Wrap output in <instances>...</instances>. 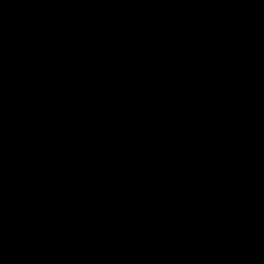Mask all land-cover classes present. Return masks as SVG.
<instances>
[{
	"label": "water",
	"instance_id": "95a60500",
	"mask_svg": "<svg viewBox=\"0 0 264 264\" xmlns=\"http://www.w3.org/2000/svg\"><path fill=\"white\" fill-rule=\"evenodd\" d=\"M0 264H264V0H0Z\"/></svg>",
	"mask_w": 264,
	"mask_h": 264
}]
</instances>
